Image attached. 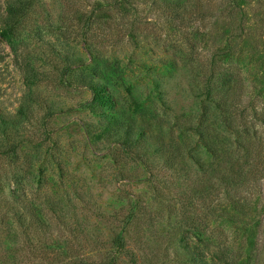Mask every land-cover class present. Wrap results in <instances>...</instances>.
<instances>
[{"label":"rangeland","instance_id":"obj_1","mask_svg":"<svg viewBox=\"0 0 264 264\" xmlns=\"http://www.w3.org/2000/svg\"><path fill=\"white\" fill-rule=\"evenodd\" d=\"M32 8L15 50L0 35V121L19 122L24 136L18 165L0 157V201L13 202L8 182L18 173L21 210L32 203L53 223L59 242L48 254L37 240L30 247L26 236L15 234L20 225L12 218L7 247L17 253L7 264H134L114 244L132 211L140 223L129 225V241L138 256H149L137 264L164 263L171 251L161 242L177 223L207 263L219 262L221 242L239 264H264V169L254 194H224L191 207L180 199L175 172L149 170L99 137L115 118L182 151L193 179L210 183L216 159L185 128L205 115L217 147L232 134L221 112L201 97L197 67L208 70L204 80L214 73L240 83L242 106L264 111V0H41ZM5 11L0 0V29ZM94 85L105 86L115 101L103 114L91 106ZM45 194L59 204L55 210ZM136 236L145 237V245L136 244ZM170 256L166 264L174 263Z\"/></svg>","mask_w":264,"mask_h":264},{"label":"trees","instance_id":"obj_2","mask_svg":"<svg viewBox=\"0 0 264 264\" xmlns=\"http://www.w3.org/2000/svg\"><path fill=\"white\" fill-rule=\"evenodd\" d=\"M40 1L41 0H5L6 11L2 18L0 35L12 49L15 50L17 48V39L20 35L21 24L27 18L30 11L33 10L32 5L34 2ZM200 1L202 2L203 0ZM234 1L235 0H229L230 3ZM227 13L229 16L233 13V10H227ZM219 55L222 57L224 54ZM197 69L198 73L196 74V78L198 82L202 83V87L200 86L198 89L201 97L209 104H213L217 110L221 112V123L227 131L232 134V138L225 137L226 140L222 143L224 146L217 147L212 142L211 130L207 124L209 122L205 115L203 118L200 117L197 122H190L188 127L185 128V131L193 132V134L198 135L202 143L210 149V154L216 159L215 166L218 173L211 182L209 181L210 183H197L193 179L191 172H189V168L187 166L183 167V160L180 155L182 151L176 154L172 150L173 146L167 148L166 143L162 140H157L154 137L147 138L141 134L138 135L133 128L119 125L120 122L115 118L104 123V127L100 124L104 129L99 136L100 138H106L116 146H120L126 154L132 155L136 160L141 161L149 170L164 168L175 172L176 189H179L180 199L186 201L187 205L191 207L197 200L204 203L209 202L211 204V202L214 201L212 200L213 198L220 197L224 194H254L257 188L260 190L262 188L259 183L261 181L260 175L263 173L264 169V111H259L253 104L249 107L242 106L241 94L243 88L240 83L232 85L231 79H229L227 75L219 76L217 80L214 73L204 80L203 74H206L205 71L208 70L205 69L203 65L200 68L197 67ZM212 70L213 66L210 71ZM91 88L94 93L91 106L94 110L103 114L106 108L111 109L112 106H115V101L105 86L94 85L91 86ZM24 108L28 107L23 105L22 109L19 111V114L22 116L25 112ZM249 108H252V113L249 112ZM16 122L17 121L10 120L6 117L2 118L0 121V157L5 160L8 166H16L21 160L19 149L24 142L22 140L24 136L19 133V122ZM183 147L186 148L185 146ZM154 154L158 155L157 158H155ZM184 168H188V171H186L188 173H182ZM178 177L180 179H182V177L187 178L179 182ZM5 180L9 181L10 177ZM8 183L10 188L9 195L14 197L12 199L13 202L5 198L3 200V205H1L2 201H0V208L2 209V211H0V226H4L0 228V264H7L8 259L10 260V255H13L15 258V253H17L15 248L7 247L8 240L12 241V230L9 231L10 229L8 226L12 224V220H14L12 218H15V221L20 225V233L16 232L15 234L17 236L18 234L19 236H26L27 244L30 247L33 246V242L37 240L42 244L40 247L42 251L48 254L59 242L52 234L53 223L40 218L36 207L33 206L32 203L30 205H23V210H21L20 205L24 201L19 199L22 183L18 177V173H16L13 180H10ZM3 188L4 187L1 186L0 190H4ZM159 189L160 188H155L154 190L159 191ZM43 198L44 202L49 204L53 210L59 205L57 202H54L48 194H45ZM140 207L141 206L135 202L132 210L137 211V208ZM22 211L27 212L28 218ZM135 213L136 212L132 211L126 216L124 230L116 235L114 244L118 251L123 254H129L132 262L137 264L140 260L143 258L146 259L149 256L147 254H143L144 257L138 256L129 241V225L133 226L140 223V218H138ZM8 214H11V217ZM52 218H56L59 224L66 225L62 216H53ZM31 225L35 231L30 228ZM171 232L169 239L161 242L163 243L161 249L165 248L167 251H171H169L170 253L166 252L162 256L164 258L163 264H166L168 261L171 262L170 259L172 258L170 254L174 259L173 264H239L238 259L233 260V258L229 256L228 248L226 249L221 242L215 256L219 262L207 263L199 247L194 245L187 234H185L186 231L184 230L183 223H177L172 228ZM143 240H145V237H137L133 241H135L136 244L145 245ZM75 264L93 263L87 260H81ZM104 264H117V262L115 259H112Z\"/></svg>","mask_w":264,"mask_h":264}]
</instances>
